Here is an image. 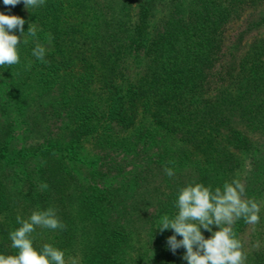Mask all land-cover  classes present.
Instances as JSON below:
<instances>
[{
	"label": "trees",
	"instance_id": "trees-1",
	"mask_svg": "<svg viewBox=\"0 0 264 264\" xmlns=\"http://www.w3.org/2000/svg\"><path fill=\"white\" fill-rule=\"evenodd\" d=\"M0 11L37 30L18 64L0 66V252H16L18 215L53 207L65 227L32 237L65 250L67 264H186L157 227L191 182L235 177L264 217V0H46L28 10L0 0ZM36 43L46 63L31 55ZM152 130L171 141L155 158ZM93 137L104 158L95 172L79 157ZM126 172L127 187L105 185ZM257 224L232 225L245 264H264Z\"/></svg>",
	"mask_w": 264,
	"mask_h": 264
},
{
	"label": "clouds",
	"instance_id": "clouds-1",
	"mask_svg": "<svg viewBox=\"0 0 264 264\" xmlns=\"http://www.w3.org/2000/svg\"><path fill=\"white\" fill-rule=\"evenodd\" d=\"M21 2L28 10L44 6L46 0H2L4 5L13 7ZM25 22L20 16L0 11V66L20 62L19 45L27 42L25 34L28 38H37L35 25L24 31ZM31 55L37 61L47 62L46 48L40 43L32 47ZM163 171L167 177L175 174L172 167L165 166ZM40 187L47 189L48 185L42 183ZM173 206L175 213L160 215L157 227L161 233L171 230L172 234L166 237L169 251L175 254L183 248L182 260L186 264H245L247 254L232 225L240 219L256 224L260 219V204L255 198L245 196L241 180L233 177L215 187L201 182L188 183L178 188ZM16 224L18 227L8 232L10 246L16 252H0V264H67L65 250L53 243L37 248L32 237L37 227L49 230L65 227L55 208L33 210L26 218L18 215ZM205 232L209 234L207 238ZM69 259L76 264L74 258Z\"/></svg>",
	"mask_w": 264,
	"mask_h": 264
},
{
	"label": "rangeland",
	"instance_id": "rangeland-1",
	"mask_svg": "<svg viewBox=\"0 0 264 264\" xmlns=\"http://www.w3.org/2000/svg\"><path fill=\"white\" fill-rule=\"evenodd\" d=\"M239 26H240V22L232 24L229 27L227 35H231L234 32H236V30ZM152 133L156 134L155 137H158V138H156L157 140H154L152 142V144L149 146L150 157L155 158V156L157 155L155 153V150L157 148L170 149L171 148L170 147L171 141H170L168 134L165 131H162L159 133V131L152 130ZM98 143H99V141H97V138H95V137L89 138V139L84 141V143L81 147V150L79 151L80 152L79 157L82 161V165L84 164L87 169H89L93 172H95V170L99 169V168H97L99 165H100V167H102L104 165L103 154H99L98 152H96L94 150L98 146ZM116 149H118V148H116V146H114L112 148L113 153H111L112 157L110 159L116 158V154L114 153ZM152 149L154 150V152ZM133 159H135V158L128 159V162H130V161L132 162ZM74 164H76V162H74ZM125 174L126 175L123 174L122 175L123 177H120L118 179V181L117 180H114V181L110 180V181H107L105 185L107 187H109V186L113 185L114 183H119L120 185L127 187V185L130 184V182L127 181V178L130 177V179H131L133 177V175H132V173H128V172H126ZM255 228L257 230H263L264 229V217H261L259 219L258 224L255 225ZM77 260H76V264H82V262L77 261Z\"/></svg>",
	"mask_w": 264,
	"mask_h": 264
}]
</instances>
